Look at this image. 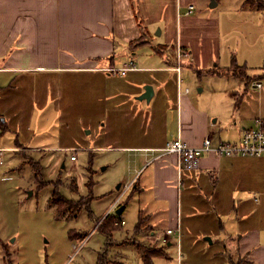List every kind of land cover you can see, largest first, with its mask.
Instances as JSON below:
<instances>
[{
  "label": "crops",
  "instance_id": "1",
  "mask_svg": "<svg viewBox=\"0 0 264 264\" xmlns=\"http://www.w3.org/2000/svg\"><path fill=\"white\" fill-rule=\"evenodd\" d=\"M132 2L0 0V120L6 125L4 133L0 128V149H3L0 152V166L3 165L2 154L5 152L11 153L13 166L20 154L37 158L54 148L59 151L72 148L49 145L52 142L48 134L50 117L61 114L60 109H56V105H60L59 100L69 101L63 102V115L66 110L84 114V106L94 107V110L85 109V113L106 114L101 118L105 122V129L111 131V136L120 137L122 127L139 132L132 135L138 137L136 140L139 142L114 146L120 151L134 153L136 164L142 162L136 172V175L140 172L139 176L136 178L135 175L123 185L128 186L127 191H131L129 195L150 189L157 202L155 207L150 205L145 210L142 218H146L147 231L135 235L136 239L156 243L155 248L165 252L161 246L164 244L162 238L167 237L164 246L169 247L173 237L166 235L165 231L178 227L181 236L185 233L191 240L195 238L196 242L200 239V242H208L210 246L216 244L215 255L220 256L219 264H225L228 258L219 244L224 241L221 235L231 234L232 242L240 255L244 256L246 264H264V181L258 180L256 191L252 193L246 183H234L228 199L221 197L223 192L220 191L225 169L250 158L205 154L199 158L195 170L182 172L179 187L176 158L161 151L176 137L190 147L201 146L207 136L212 145L238 141L242 128L257 118L244 113L247 112L250 98L255 93L260 95L262 88L253 87V79L252 83L246 82L242 90L241 84L238 85L234 95L237 98L235 105L243 101L238 109L235 108L240 117L238 121L234 119L233 123L226 125L231 120L229 114L219 120L214 108L208 105L202 108L198 98L191 95L187 87L182 90L180 77H174L175 84L173 77L129 78L135 73H174L175 57L168 50L172 51L175 44L187 47L193 55L189 43L182 39L178 31L174 43L165 44L163 40L169 38L167 23L160 25L161 28L156 26L159 31L155 41L147 27L143 26L144 21L134 15ZM187 6L183 10L181 0H176V18L185 12ZM261 15L264 16V13ZM143 35L147 37V42L134 45L133 42ZM143 46H154V54L161 59L159 67H135L134 51ZM165 51L169 55L164 56ZM130 62L135 69L128 70L124 76L107 72L109 68H122ZM230 64L219 67L228 69ZM238 65L246 66L245 62ZM183 69L185 67L180 70L181 74ZM76 81H92L89 95L80 88L72 96L69 90L63 88L65 82ZM145 85L152 86L153 96L148 102L151 106L143 107L142 103L146 101L137 97L144 92ZM249 90L251 94L244 100ZM72 99L76 104L72 105ZM215 116L216 119H213ZM257 119L264 120V111ZM21 132H24L23 136ZM51 133L55 139V132ZM141 170L150 172L148 178L138 185ZM6 173V170L0 169V183ZM240 192L243 193L242 197ZM140 213L144 211L140 210ZM219 213L230 222L229 226H225ZM179 232L175 233L176 239ZM2 241L0 251L6 252V255L2 256L1 263L11 264L5 258L8 256L7 246Z\"/></svg>",
  "mask_w": 264,
  "mask_h": 264
},
{
  "label": "rangeland",
  "instance_id": "2",
  "mask_svg": "<svg viewBox=\"0 0 264 264\" xmlns=\"http://www.w3.org/2000/svg\"><path fill=\"white\" fill-rule=\"evenodd\" d=\"M215 1L216 6L210 7V0H181L183 10L191 3L194 11L191 15L176 18V0H133L131 5L134 15L144 21L143 26L147 27L155 41L160 25L167 23L169 38L163 40L165 44L174 43L175 33L178 31L182 39L189 43L193 55L191 56L187 47L180 43L175 44V48L180 47L185 53L189 51L181 65V69L185 67L182 74L135 73L129 78L173 77L175 84L174 77H180L183 81L182 90L187 87L190 94L198 98L202 108L205 105L214 108L219 120L229 114L231 120L226 125L233 123L234 119L238 121L240 117L236 109L243 101L238 106L235 105V90L239 84L242 90L246 82L250 83L253 79L252 82H262L263 88L260 95L255 93L250 98L247 112L244 114L259 118L260 112L264 111V16L260 11L258 13L248 7L243 8V0ZM146 42L147 37L143 35L133 43L143 45ZM153 47L143 46L134 51L136 56L133 62L136 68H155L161 65V59L154 54ZM175 48L174 51L168 50L174 57ZM168 51L163 52L164 56L169 55ZM231 59H235L237 64L245 62L246 70L242 67H219L229 65ZM91 82H65L63 88L69 90L72 96L77 94L80 88L89 95ZM249 94L250 90L244 100ZM59 101L60 105H56V109H60L61 114L50 117L48 134L52 142H49V145L72 148L61 151L54 148L37 158L23 157L20 154L17 155V162L13 166L11 153L2 154L3 165L0 169L7 171L1 177L0 183V240H4L2 242L7 246L8 256L5 258H8L11 264H95L98 254L105 252L110 264H144L138 255V244L145 248H155L156 243L136 239L134 227L138 217H143L150 205L155 207L157 204L150 189L134 193L130 198L131 191L124 193L120 203L122 205L127 202L119 218L126 224H118L115 231H109L111 235L106 236L103 233L102 230L108 229L106 226L102 227L103 224L97 227L106 214L112 213L111 206L114 202H111L120 195L123 185L130 181L142 166L141 161L137 164L134 162V153L120 151L114 146L118 143L124 145L139 142L136 140L138 137H132L139 132L122 127L120 137H113L111 131L105 129V122L102 120L106 114H86L85 109L94 110V107L84 106V114L66 110L63 115V102L69 101ZM71 103L76 104L73 99ZM142 104L143 107L149 105L148 102ZM213 119H216V116ZM250 121L253 123L246 127L254 125V121ZM52 131L55 132V139L51 136ZM21 135L23 136L24 132H21ZM71 156H74V159H71ZM240 162L225 169L220 185V191L223 192L221 197L228 199L234 189V183H246L252 193L256 191L258 180L264 181V158H250ZM149 172L144 170L141 173L138 185L148 178ZM139 174L140 172L136 178ZM118 185H122L121 188L117 189ZM54 190L71 201L64 204L62 210L61 207L49 204ZM240 193L242 197L243 193ZM87 202L88 210L85 206L77 209ZM140 210L144 213L141 214ZM219 216L225 226H229L230 222L221 213ZM145 228L147 229L146 225ZM141 230H144V227ZM70 232L74 240L69 238ZM172 236V245H161L166 255L152 258V264H219L220 256L215 255L216 244L210 246L208 242H200V239L196 242L195 238L191 240L190 236L185 233L181 236L180 232L178 258L177 239ZM221 236L224 241L219 244V248H224V254L228 258L225 264H229V259L233 264H246L244 256L240 255L232 242V235ZM5 255L6 252L0 251V264L2 256Z\"/></svg>",
  "mask_w": 264,
  "mask_h": 264
},
{
  "label": "built area",
  "instance_id": "3",
  "mask_svg": "<svg viewBox=\"0 0 264 264\" xmlns=\"http://www.w3.org/2000/svg\"><path fill=\"white\" fill-rule=\"evenodd\" d=\"M194 7L192 5L187 6V9L181 15H188L193 13ZM176 65L173 70L179 75L181 70V65L183 64V59L188 56V52H183L180 47L176 49ZM135 69L133 64L130 62L122 68H109L107 72L114 76H124L128 70ZM252 86L258 89L263 88L262 82H253ZM187 91V89H186ZM3 149H0L2 152ZM164 155H174L176 158V171H177V186H181V176L182 172L185 170H195L198 167V160L205 154H214L215 156L221 157H247V158H261L264 157V120L255 119L254 125L251 127L242 128L241 135L238 141L235 142H222L217 145H212L210 138L207 136L204 138L201 146L199 147H190L187 146L180 137L169 141L164 148L161 149ZM71 159H74V156H71ZM1 163V157H0ZM128 186H124L120 195L116 198L114 203L111 206L112 213H115V210L120 205V199L127 191ZM111 213V212H110ZM118 225H124V220H119L116 222ZM178 227L176 229H168L165 231L166 235H175L178 233ZM176 236V235H175ZM164 244L167 243L166 237L162 238ZM177 256L180 257L179 251V235H177Z\"/></svg>",
  "mask_w": 264,
  "mask_h": 264
},
{
  "label": "trees",
  "instance_id": "4",
  "mask_svg": "<svg viewBox=\"0 0 264 264\" xmlns=\"http://www.w3.org/2000/svg\"><path fill=\"white\" fill-rule=\"evenodd\" d=\"M242 6H243V8L248 7L250 10H256V11H260V12L264 13V0H243ZM231 67L232 68L242 67V68H244V70H246V67L245 66H239L235 59L231 60V64H230L229 68H231ZM0 128H1V132L4 133L6 131V125L4 123H2L1 120H0ZM130 197H131V195H129V198ZM70 202H71L70 200L63 198L57 192V190L53 191V194L49 200L50 205H55L57 207H61V210L63 209L64 204H68ZM126 202H124L122 204L124 206V208H125ZM75 204H76V202H75ZM88 205H89V202L78 206L77 209L80 208L81 206H85L88 210ZM119 206H121V205H119ZM56 215L58 216L57 212H56ZM119 220H120L119 216L115 215V213H108L101 220V222L98 224L97 227H99L102 224H103L102 227H104V226L108 227V229L105 230L107 232L102 230L103 233H105L106 236H108V235H111V233L116 230L117 224H115V222H118ZM145 220H146V218H142V217L138 218V222H137V224L135 226V230H134L137 235L147 231V229L145 228V224H146ZM142 227H144V230H141ZM109 231H111V233ZM68 235H69V238L71 240H74L71 236V232ZM137 251H138L140 258L142 259L144 264H152V262H151L152 258L163 257L164 255H166V253L163 252L160 248H145L139 244L137 246ZM95 264H110L109 261L107 260V253H105V252L99 253L97 256V260H96ZM117 264H119V263H117ZM229 264H233V262L230 259H229Z\"/></svg>",
  "mask_w": 264,
  "mask_h": 264
},
{
  "label": "water",
  "instance_id": "5",
  "mask_svg": "<svg viewBox=\"0 0 264 264\" xmlns=\"http://www.w3.org/2000/svg\"><path fill=\"white\" fill-rule=\"evenodd\" d=\"M216 4H217V3H216L215 0H210L209 6H210V7H215ZM143 87H144V88H143L144 92H143L139 97H137V98H138L139 100H145L146 102H149L150 99H151V97L153 96V88H152L151 85H145V86H143ZM119 187H120V185L117 186V189H118ZM123 210H124V206H123V205L119 206V207L115 210V215H117V216L121 215L122 212H123ZM208 241H210L209 238H208Z\"/></svg>",
  "mask_w": 264,
  "mask_h": 264
}]
</instances>
